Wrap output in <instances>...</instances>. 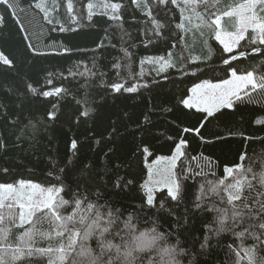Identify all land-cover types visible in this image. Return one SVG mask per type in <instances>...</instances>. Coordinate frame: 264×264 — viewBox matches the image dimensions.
<instances>
[{"label": "trees", "instance_id": "obj_1", "mask_svg": "<svg viewBox=\"0 0 264 264\" xmlns=\"http://www.w3.org/2000/svg\"><path fill=\"white\" fill-rule=\"evenodd\" d=\"M248 1L0 0V52L13 63L9 68L0 61V139L4 142V148L0 149V184L23 180L46 187H64L60 196L71 200L69 187H75L79 174L74 171L69 178L61 176L62 184L56 177L60 176L58 169L63 167L60 154L65 141L75 138L79 156L91 166L88 184L82 183L81 189L87 190L93 203L96 202L93 193L102 191L101 203L106 201L108 210L120 216L121 226L125 219L132 217L136 234L149 232L154 227L158 232L167 233L168 239L157 244L171 243L184 249L185 264H234L240 259L235 252L242 245L239 238L228 232L230 222L234 220L237 226L243 227L250 226L253 220L238 201L229 204L230 194L223 188H230L227 184L240 179V171L248 166L257 175L264 174L261 163L264 161V123H257L264 120V93L258 87L249 88L245 92L252 97V102L244 92L243 102H237L233 109L222 110L228 113L225 116L217 113L219 118L210 119L200 129L199 137L181 130L196 127L204 114L187 109L181 101L190 96L196 85L222 82L231 77L232 71V74L251 71L256 80L264 73V55L253 53L264 48L257 31H247L246 37L231 52L225 51L216 39L215 20ZM255 14L264 20V4L258 5ZM222 28L225 32H236L238 19L226 17ZM29 43L33 51L29 50ZM65 48L71 52L65 54ZM162 56L174 67L157 74L155 69ZM224 59L230 63L225 65ZM116 64L120 67H115ZM86 69H92L97 75L88 79L79 75ZM50 73L54 74L53 86L67 89L66 96L50 98L60 116L52 122L45 114L48 101L26 96L21 107L15 96L17 91L23 92L25 81L43 88ZM112 83L135 86L138 90L117 94L110 89ZM4 105L6 109L2 108ZM89 108L92 109L89 115H82ZM161 108L170 111L164 112ZM149 112L157 125L152 130L155 148L141 155L136 145L144 134L130 135L136 129L132 120ZM113 122L120 128L121 139L109 144L106 141ZM229 128L233 135H229ZM217 132L224 138L207 142ZM178 133L179 139L186 140V156L180 157L176 167V171L183 169L188 176L180 181L182 198L179 202L173 201L166 189L158 190L154 193L153 206H147L144 185L149 164L161 156L175 154L174 148L167 145ZM110 149L117 150L118 158L108 160L105 153L110 155ZM188 167L191 172H187ZM229 167L234 169L232 176L226 170ZM117 175L125 182L130 181L122 190L113 187ZM257 175L251 179H257ZM221 180L224 185L219 183ZM197 203L202 207L197 208ZM211 207L218 213L207 210ZM73 211L76 210L71 206L60 209L64 216ZM79 212L84 213V208ZM41 215L54 216L47 209L35 217ZM220 215L229 222L224 225L225 231L209 232L208 227L220 228ZM35 217L23 225L16 217L5 224L2 220L0 242L20 244L24 232L35 229L33 239L37 246L56 247L60 239L56 232L60 229L54 219L58 217L43 224ZM185 219L187 223L183 222ZM41 232L50 236H41ZM205 236L209 238V246L202 249L200 245ZM66 237L67 233L63 239ZM146 253L153 257L148 251L142 256ZM142 256L135 258L136 264ZM51 258L59 264L56 253ZM240 264L246 261L240 260Z\"/></svg>", "mask_w": 264, "mask_h": 264}, {"label": "snow or ice", "instance_id": "obj_2", "mask_svg": "<svg viewBox=\"0 0 264 264\" xmlns=\"http://www.w3.org/2000/svg\"><path fill=\"white\" fill-rule=\"evenodd\" d=\"M177 25H179V23H177ZM253 48L255 49L256 45H253ZM29 50L33 51L30 43ZM123 51L127 52L126 49ZM70 52L71 50L68 48L64 49L65 54H69ZM253 53L264 55V48L253 50ZM34 54L49 55L59 53L34 52ZM147 62L155 63L153 60H148ZM223 63L228 65L230 61L224 59ZM4 65L11 68L13 63L11 60H8ZM115 67L119 68L120 65L116 64ZM169 67H174V65L167 62L165 57L162 56L159 58V67L155 70L157 74H159L162 71H166ZM250 72L251 71L248 73ZM251 73L253 74V72ZM72 75L75 76L77 73H72ZM79 75L88 79L95 77L97 73L92 69H86L85 72H81ZM101 76H103V74H101ZM48 77L49 79L43 88H38L30 82L25 81L23 92L17 91L15 96L21 107L26 102V96L31 100L42 99L48 101V104L45 106V114L48 121L52 122L58 121L60 116L57 115L56 104L52 102L50 98L54 96H66L67 89L59 85L53 86L54 78L52 77H54V74L50 73L48 74ZM229 80L230 79H225L224 81ZM224 81L211 84H222ZM101 83L103 84V79H101ZM105 86L107 87V85ZM249 86H251L252 89L258 87L260 92L264 93V73L260 74L259 80L254 79L250 84L224 87L223 89H216L211 93L208 90H205L204 94L196 97L192 105L189 106L188 102L192 100L194 96L191 89L192 95L187 99H183L181 102L187 109H195L204 115L199 117L200 122L196 127L184 128L181 131L183 133L192 132L198 137L201 136L202 133L200 129L204 128L205 124L210 122V119H218L219 117L216 115L217 113H219L220 116H225L228 113L222 110L233 109L237 102H243L241 91L247 89ZM110 89L117 94L133 93L138 90L135 86L125 87L123 83H112ZM244 94L248 96L249 102H252V97L247 92ZM145 107L147 108L148 105L146 104ZM153 107H155V105H153ZM2 108L6 109L7 106L4 105ZM91 111L92 109L89 108L83 111L82 115L88 116ZM161 111L167 112L170 111V109L161 108ZM13 123H15V119H13ZM132 123L136 125V129L131 132L130 135L135 136L137 132L144 134L136 147L140 149L141 155L149 153L150 148H155L152 141L156 137H153L152 130L157 127L151 119V112L148 114H142V116H137L132 120ZM257 123H264V120H258ZM33 128H35V125H33ZM53 131L55 132L57 129L54 128ZM145 132H148L149 134L146 136ZM228 133L229 135L234 134L230 128L228 129ZM223 138L222 134L217 132L214 133L213 138L207 142L212 143L215 140H222ZM118 139H121L120 128L116 125V122H113L106 143L116 144ZM97 143H99V141H97ZM167 146L170 149L174 148L175 154L169 157L161 156L158 158L157 163L166 161L171 166L165 169L161 179L154 181L150 177L149 181L144 185L147 191V206H153L154 204L153 193L155 188L150 187L149 185L154 184L161 186L160 181L166 180L169 176V168L171 169V182L167 183L163 188L167 189V195L171 200L179 202L182 198L183 185L180 181L181 179H188V176L183 169L179 171H174L173 169L176 168L178 158L186 156V140L179 139L178 133L176 138L170 139V143ZM3 148L4 142L0 139V149ZM109 151L111 153L110 155L109 153H105V156H107L109 161L114 157L118 158L116 149H110ZM79 152L80 148L78 140L69 137L65 141L63 152L60 154V160L63 167L58 169L60 176L56 177L57 182L62 184L63 180H61V176L69 178L74 171L79 174V179L74 181L75 187H69L68 194L71 196V200L64 199L59 195L64 192V187H49L44 189L40 188L37 184H29L28 187L32 190L33 185L36 186V189L31 193H25L24 202L19 205L20 209L27 210L31 218L36 214V208H39L40 211L43 209L51 210L54 214L51 218L44 215L36 217L37 221L41 224L45 221L51 223L52 218L58 217L56 222H58V228L60 230L56 232V236L60 239L57 241V246L39 247L33 239V232H36V230L25 231L23 234V242L20 244L14 245L13 243L0 242V264H57V262L53 261L51 258L52 253L58 255L59 264H121L122 260L125 259L134 260L135 257L133 253L135 250L144 251L146 249H152L157 244V241L168 239L167 233L158 232L155 227L149 232H140L139 234H136V228L132 217L125 219L122 222L123 226H121L120 216L108 210L105 206L106 201L105 203H101V201L104 200V193L100 190H96L93 193L96 202H91L87 190L81 189L82 183L85 185L88 184L91 175V166L86 164L85 160L79 156ZM241 158H243V156ZM192 159H195V157H192ZM170 161H174V165L170 164ZM261 163L264 165V161ZM226 170L228 174L231 173L229 176L233 175V168L229 167ZM4 171L7 172L8 170L4 169ZM191 171V167H188L187 172ZM201 174L202 173H196V175ZM254 175H257V172L254 171L252 166H248L240 171V179H236L235 183L227 184L231 186L230 188H225V186L223 188L224 192L230 194L231 202L229 203L228 200L227 202L231 204L238 201L239 205L244 208L245 212L251 213V219L253 220V223L250 226L244 225L243 227L237 226L234 220L230 222L231 229L228 232L239 238L242 245L240 250L235 252V255L240 259L234 262V264H240V260L246 261V264H264V174L257 175V179H251ZM127 183H130V181L125 182L123 177L117 175L116 180L113 182V187L122 190ZM219 183L224 185L223 180ZM21 184L25 186L23 180L20 181V185ZM0 185L5 187L11 186L14 188L11 183ZM234 189L235 191H233ZM36 190H39L42 197L41 199H34ZM212 191H216V189L213 188ZM12 195H15V193H12ZM9 197L12 198V196ZM0 199H2V197H0ZM197 200L199 201L200 197H197ZM4 206L5 205H3V207ZM65 206H71L76 211H73L71 215L64 216L61 214L60 209ZM160 206L163 207L162 202ZM81 207L84 208V213L79 212ZM196 207L201 208L202 204L197 203ZM207 210L217 212L213 207L207 208ZM237 211H239V209H237ZM31 218L28 219L25 217L26 222L31 223ZM219 221V229L214 230L211 227H208V231H225L224 225L229 222L223 215H220ZM183 222L187 223V220L185 219ZM245 229H247V231H245ZM65 233H67L66 240L63 239ZM40 234L41 236H50V234L46 232H41ZM208 246L209 238L205 236L204 242L200 247L206 249ZM229 247L231 248V245ZM163 252L164 254L171 255V252L168 249H163ZM241 252H243L242 257L240 255ZM137 264H157V262L154 257L146 253L140 258Z\"/></svg>", "mask_w": 264, "mask_h": 264}, {"label": "rangeland", "instance_id": "obj_3", "mask_svg": "<svg viewBox=\"0 0 264 264\" xmlns=\"http://www.w3.org/2000/svg\"><path fill=\"white\" fill-rule=\"evenodd\" d=\"M260 4H264V0H250L246 2L245 4L240 5L238 8L233 9L227 12L226 14L218 17L215 20L216 27L218 28V33H216V39L218 43L222 45L225 51L231 52L233 49L235 50L238 47L239 43L246 37L245 36L244 38L242 37V39H238L237 34L240 35L239 33L243 31L247 32L248 29L257 31L259 33L260 40L264 42V20L259 19L258 16L255 14V10ZM235 16L239 18V22H240V27H239L240 29L238 30L239 32L236 33L237 32L236 31L234 32L235 34L234 33L231 34L230 32L223 31V29H221L222 28L221 23L223 22V19H225L226 17L230 18V17H235ZM0 61L5 62V63H7L8 61L1 52H0ZM229 79H230L229 81H224V83L222 84L213 85L211 84L213 82H202L196 85V87L192 89L194 96H193V99L188 102L189 106L192 105L196 97L202 96L205 90H208L211 93L216 89H223L224 87L243 86L244 84L252 83L253 80L256 78L252 73H248V74H232ZM216 83H220V82H216ZM249 88H251V86H249L247 89H243L241 91V95L245 91H247ZM191 95H192V92L190 96ZM179 159L180 158H178L177 162L179 161ZM169 163L174 165V161H170ZM170 166L171 165H169L166 161H161L160 163H157V160L154 163L149 164V176H148L147 182L149 181L150 177L154 181L161 179V176L164 173L165 169ZM173 170L176 171V168ZM24 182H25V186H23V184L20 185V182L13 184L15 189L12 188L11 186L5 187L3 185H0V197H2V199H0V207H3V205H5L3 208H0V223L3 220L5 224L7 221H11V219L15 217L18 218V221L20 224L28 223L26 222L25 217L30 219L31 218L30 214L27 212V210H22L19 207V205L24 202L25 193H31L33 192V190L36 189L35 185L32 186L33 190L30 187H28V185L37 184L40 186V188H44V189L49 188V187L40 185L35 182H30V181H24ZM170 182H171V169L169 168V176L166 180L160 181L161 186L154 185V184L149 185V186L155 188V191H154L155 193L158 190L165 189L163 188V186H166V184ZM54 188H58V187H54ZM12 193H15V195H12ZM9 196H12V198ZM41 198L42 197L39 193V190H36L34 199H41ZM35 211H37L36 212L37 214L40 210L39 208H36ZM48 211L51 212V210H48ZM35 215L31 218V221L34 220ZM54 220L56 221V219ZM56 223L57 222H55V224Z\"/></svg>", "mask_w": 264, "mask_h": 264}, {"label": "clouds", "instance_id": "obj_4", "mask_svg": "<svg viewBox=\"0 0 264 264\" xmlns=\"http://www.w3.org/2000/svg\"><path fill=\"white\" fill-rule=\"evenodd\" d=\"M163 249H168L171 255L164 254ZM146 251L151 252L157 264H185L183 259L185 250L179 248L175 244L158 242L152 249H146L144 251L135 250L133 255L138 259V257L142 256ZM136 259H125L122 260L121 264H136Z\"/></svg>", "mask_w": 264, "mask_h": 264}, {"label": "crops", "instance_id": "obj_5", "mask_svg": "<svg viewBox=\"0 0 264 264\" xmlns=\"http://www.w3.org/2000/svg\"><path fill=\"white\" fill-rule=\"evenodd\" d=\"M245 4V3H244ZM239 7V6H238ZM237 7V8H238ZM236 9V8H235ZM237 19H238V30L240 29L239 27H240V22H239V18L237 17V16H235ZM223 23V22H222ZM222 23H221V27H222ZM221 29H223V28H221ZM237 30V32L236 33H238L239 31ZM249 30V29H248ZM247 30V31H248ZM251 30V29H250ZM217 33H218V28H217ZM231 34H233V33H231ZM235 34V33H234ZM240 35H238L237 34V36H238V39H242V37L244 38L245 36H246V34H247V32L246 31H243V32H241V33H239ZM234 50V49H233Z\"/></svg>", "mask_w": 264, "mask_h": 264}]
</instances>
